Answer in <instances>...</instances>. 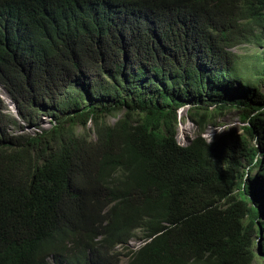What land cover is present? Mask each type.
Returning a JSON list of instances; mask_svg holds the SVG:
<instances>
[{"label":"trees","instance_id":"16d2710c","mask_svg":"<svg viewBox=\"0 0 264 264\" xmlns=\"http://www.w3.org/2000/svg\"><path fill=\"white\" fill-rule=\"evenodd\" d=\"M0 86V264L264 257V0H0Z\"/></svg>","mask_w":264,"mask_h":264},{"label":"rangeland","instance_id":"374dc122","mask_svg":"<svg viewBox=\"0 0 264 264\" xmlns=\"http://www.w3.org/2000/svg\"><path fill=\"white\" fill-rule=\"evenodd\" d=\"M238 51L241 52L244 50H242V48H238ZM0 92L4 100L3 111L18 117L16 105L12 101V99L8 96V93L6 92V90L3 87H1ZM182 108L183 109L182 110L180 109V113H179L181 119L178 124L177 139L180 144L187 145L196 135L197 128L192 122L188 121V119L186 118L189 106L186 105ZM18 118L20 119V117ZM109 120L111 122H115L117 120V117L111 116L109 117ZM52 122L53 121L51 120V118L45 115H40V117L36 119L35 126L27 124L21 120V123H20L21 125L11 126L8 130V134L10 135H15V134H20V133L35 134V132L39 131V128H37L36 126L39 125L42 128H48L51 126ZM219 122L222 124L219 126H209L207 130L205 131V133L203 134V136H205V138H207L208 141H213L221 134L228 132L230 129L236 130L240 133L244 131L243 127L245 123L242 121L241 113L238 109L227 111L225 116L219 119ZM90 127H91V124L88 126V129ZM91 130H92V127L90 128V131ZM80 132H82V129L79 127V133ZM253 143H257V139H255ZM254 176H255V172H254ZM263 187H264V182H261L257 185L258 190L262 189ZM262 234H264V231L262 232ZM258 241L261 243L262 241L261 235ZM143 243L144 242L142 240H133L129 242L128 245L130 246V249L135 250ZM256 251L259 254V256L255 260L254 264H264V257L260 251V248L257 247Z\"/></svg>","mask_w":264,"mask_h":264},{"label":"clouds","instance_id":"9594fccd","mask_svg":"<svg viewBox=\"0 0 264 264\" xmlns=\"http://www.w3.org/2000/svg\"><path fill=\"white\" fill-rule=\"evenodd\" d=\"M1 87H2V86H0V89H1ZM6 92H7V91H6ZM7 93H8V92H7ZM1 96H2V94H1ZM8 96L10 97L9 94H8ZM2 98H3V97H2ZM10 98H11V97H10ZM12 101H13V100H12ZM13 102H14V101H13ZM14 103H15V102H14ZM15 105H16V104H15ZM184 106H186V105H184ZM184 106H182V107H184ZM187 106H189V105H187ZM182 107L180 108L181 110L183 109ZM16 109H17V107H16ZM180 109H179V113H180ZM17 112H18V110H17ZM18 116H19V115H18ZM186 118L188 119V121L192 122V121L188 118L187 115H186ZM180 119H181V117H180V115H179V122H180ZM192 123H193V122H192ZM90 124H91V127H92V130H91V131H93V132H91V133H92V135L95 136V132H94V130H93V125H92V123H89V125H90ZM193 124H194V123H193ZM194 125H195V124H194ZM91 127H90V128H91ZM196 128H197V127H196ZM177 140H178V139H177ZM133 240H135V239H133ZM133 240H131V241H133ZM131 241H129V242H131ZM142 241L144 242V240H142ZM144 243H145V242H144ZM144 243H143V244H144ZM128 244H129V243H128ZM128 244L125 245V246H118L117 249H118L119 251H122V252H123V251H127V250H134V249H130V246H129ZM143 244H142V245H143ZM140 246H141V245H140ZM140 246H139V247H140ZM139 247H138V248H139ZM138 248H137V249H138ZM135 250H136V249H135Z\"/></svg>","mask_w":264,"mask_h":264}]
</instances>
